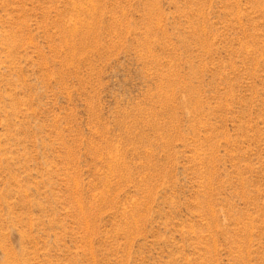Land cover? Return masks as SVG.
Instances as JSON below:
<instances>
[{"label": "rangeland", "instance_id": "374dc122", "mask_svg": "<svg viewBox=\"0 0 264 264\" xmlns=\"http://www.w3.org/2000/svg\"><path fill=\"white\" fill-rule=\"evenodd\" d=\"M0 264H264V0H0Z\"/></svg>", "mask_w": 264, "mask_h": 264}]
</instances>
